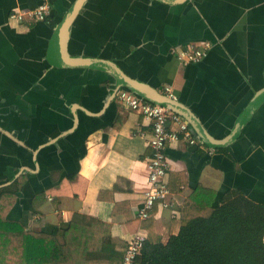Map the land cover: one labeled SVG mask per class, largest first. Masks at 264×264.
<instances>
[{
	"label": "crops",
	"instance_id": "0c3cea01",
	"mask_svg": "<svg viewBox=\"0 0 264 264\" xmlns=\"http://www.w3.org/2000/svg\"><path fill=\"white\" fill-rule=\"evenodd\" d=\"M40 3L0 0V189L16 191L9 220L67 232L77 264H120L137 232L163 244L177 235L199 186L218 203L239 191L264 205V0H50L47 22L11 19ZM204 42L212 48L197 64L172 56ZM127 80L162 94L172 87L213 140L189 123L198 144L167 148L174 205L158 204L145 221L137 212L152 131L116 97L132 91Z\"/></svg>",
	"mask_w": 264,
	"mask_h": 264
},
{
	"label": "trees",
	"instance_id": "16d2710c",
	"mask_svg": "<svg viewBox=\"0 0 264 264\" xmlns=\"http://www.w3.org/2000/svg\"><path fill=\"white\" fill-rule=\"evenodd\" d=\"M15 196L0 189V264H77L67 232L30 231L27 217L7 218ZM216 197L197 187L181 210L179 233L163 244L151 231L136 264H264V205L239 191L221 203Z\"/></svg>",
	"mask_w": 264,
	"mask_h": 264
},
{
	"label": "built area",
	"instance_id": "2783aa9c",
	"mask_svg": "<svg viewBox=\"0 0 264 264\" xmlns=\"http://www.w3.org/2000/svg\"><path fill=\"white\" fill-rule=\"evenodd\" d=\"M50 14V0H41L39 6L34 9L13 12L11 19L19 24L47 22ZM211 48V43L204 42L174 48L171 53L181 66L187 67L204 60ZM163 94L170 99H175L174 90L170 86L165 87ZM116 97L127 109L143 116L151 126L152 132L149 136L148 146L152 155L147 161L148 185L144 194L143 206L137 212L139 220L145 221L151 218L158 204L163 208H170L174 205L166 180L169 172L167 148L183 142L197 145L198 140L192 132L189 122L168 107L152 103L129 90L118 91ZM147 238V234L143 231L134 235L127 245L122 264H136Z\"/></svg>",
	"mask_w": 264,
	"mask_h": 264
},
{
	"label": "water",
	"instance_id": "95a60500",
	"mask_svg": "<svg viewBox=\"0 0 264 264\" xmlns=\"http://www.w3.org/2000/svg\"><path fill=\"white\" fill-rule=\"evenodd\" d=\"M125 83L126 86H128L132 91L136 92L137 94L144 96L145 98L153 101L156 104L168 107L170 110L183 116L185 119L189 121L190 124L195 126V129L199 134V137H201V139L205 138L213 142L211 137H209L205 132V130L201 128L198 120L193 116V114L182 104H180L177 100L170 99L166 95L159 93L157 90H154L149 86L141 84L134 80H127Z\"/></svg>",
	"mask_w": 264,
	"mask_h": 264
}]
</instances>
